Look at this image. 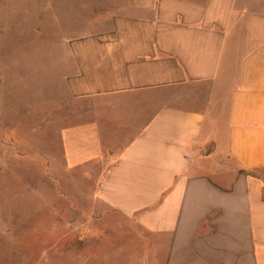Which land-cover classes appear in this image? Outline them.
Returning <instances> with one entry per match:
<instances>
[{"label": "crops", "instance_id": "1", "mask_svg": "<svg viewBox=\"0 0 264 264\" xmlns=\"http://www.w3.org/2000/svg\"><path fill=\"white\" fill-rule=\"evenodd\" d=\"M49 3L65 30L63 169L80 183L64 184L47 249L33 234L30 249L2 252L64 253L69 264H264V0ZM8 190L6 248L42 216L24 215Z\"/></svg>", "mask_w": 264, "mask_h": 264}, {"label": "rangeland", "instance_id": "2", "mask_svg": "<svg viewBox=\"0 0 264 264\" xmlns=\"http://www.w3.org/2000/svg\"><path fill=\"white\" fill-rule=\"evenodd\" d=\"M49 6V0H0V53L9 57L7 76L0 71V196L9 188V199L24 205L19 208L24 215H42L34 231L32 223L29 228L25 223L21 237L10 240L13 247H3L0 239V264H69L71 258L67 261L64 253L2 252L16 249L14 245L30 249L37 244L33 234L42 237L45 247L40 249H47L55 240L48 229L50 215L65 212L62 188L80 183V175L63 169L59 130L70 100L64 89V47L57 43L65 30L63 16ZM38 199L40 205L34 206ZM57 225L56 236L64 242L65 223ZM72 257L80 262L81 254Z\"/></svg>", "mask_w": 264, "mask_h": 264}]
</instances>
